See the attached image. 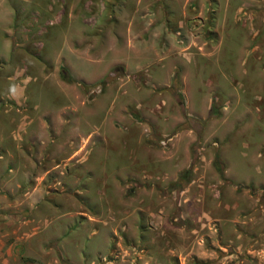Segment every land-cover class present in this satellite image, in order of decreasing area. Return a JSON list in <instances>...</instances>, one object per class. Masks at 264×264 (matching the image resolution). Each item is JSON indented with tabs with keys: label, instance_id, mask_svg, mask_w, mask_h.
<instances>
[{
	"label": "rangeland",
	"instance_id": "obj_1",
	"mask_svg": "<svg viewBox=\"0 0 264 264\" xmlns=\"http://www.w3.org/2000/svg\"><path fill=\"white\" fill-rule=\"evenodd\" d=\"M0 264H264V0H0Z\"/></svg>",
	"mask_w": 264,
	"mask_h": 264
},
{
	"label": "trees",
	"instance_id": "obj_2",
	"mask_svg": "<svg viewBox=\"0 0 264 264\" xmlns=\"http://www.w3.org/2000/svg\"><path fill=\"white\" fill-rule=\"evenodd\" d=\"M59 72V76L63 79V80H71L70 75L68 74L66 68L64 66H59L58 69Z\"/></svg>",
	"mask_w": 264,
	"mask_h": 264
}]
</instances>
